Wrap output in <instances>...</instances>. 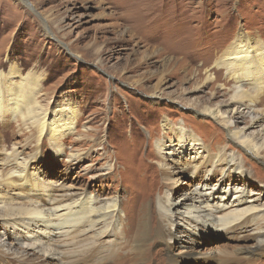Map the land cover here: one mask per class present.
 Returning <instances> with one entry per match:
<instances>
[{
  "label": "rangeland",
  "instance_id": "rangeland-1",
  "mask_svg": "<svg viewBox=\"0 0 264 264\" xmlns=\"http://www.w3.org/2000/svg\"><path fill=\"white\" fill-rule=\"evenodd\" d=\"M238 32L264 40V0H0V72L14 69L33 81L34 115L68 106L77 113L74 132L57 141L58 156L35 125L6 115L0 120V173L12 170L5 162L16 151L20 159L37 158L28 180L37 173L48 185L120 199L125 230L132 231L128 243L141 203L166 192L173 200L190 196L204 178L182 171L168 183L160 173L156 142L171 135L164 121L233 153L249 176L243 187L262 188L264 163L244 155L220 123L198 110L210 105L224 111L230 101L233 82L214 63ZM247 121L245 116L235 125L244 129ZM69 154L81 159L71 161ZM209 175L216 183L218 173ZM235 178L229 175L225 185ZM0 232L6 234L0 239L14 240L1 223ZM185 233L156 240L148 248L150 261L139 257L135 264H264L259 255L254 263L233 261L244 242L228 235ZM123 249L115 260L128 255ZM31 259L26 264H40L37 255Z\"/></svg>",
  "mask_w": 264,
  "mask_h": 264
},
{
  "label": "bare ground",
  "instance_id": "bare-ground-1",
  "mask_svg": "<svg viewBox=\"0 0 264 264\" xmlns=\"http://www.w3.org/2000/svg\"><path fill=\"white\" fill-rule=\"evenodd\" d=\"M214 65L223 68L226 79L233 82L231 98L224 111L208 105L198 108L199 113L220 123L244 155L264 163V40L238 32ZM210 79L208 76L207 81ZM33 89V81L19 78L17 70L12 69L8 74L0 72V120L6 115L20 116L26 123L35 125L38 137H46L58 156L62 151L57 148V141L74 132L76 110L59 107L34 115ZM245 116L249 117L247 127L240 129L235 122ZM163 127L171 135L156 142L157 166L161 174L169 176L167 182L182 171L190 172L188 177L202 172L204 178L190 196L184 194L173 200L166 192L141 203L138 215L133 216V236L129 243L127 238L132 231L125 230L120 199L105 200L63 185H48L34 171L33 179L28 180V168L36 156L20 159L18 152L12 151L5 162L12 170L0 173V223L4 232L12 230L14 239H0L4 264H26L34 255L40 264H135L139 257L146 260L148 248L156 240L178 239L182 232L195 235L201 229L244 242L236 248L230 246L235 248L233 261L235 258L254 263L255 255L264 256V201L261 203L264 186L247 191L243 186L249 176L242 161L223 147L214 149L211 144L205 145L202 138L184 126H171L164 121ZM69 157L74 162L81 159L79 154ZM170 162L173 164L169 165ZM209 173H218L216 183H210ZM229 175L241 178L243 183L235 178L232 184L225 185ZM239 182L242 184L238 185ZM181 199H186V203L178 202ZM172 203L176 210H171ZM248 240L253 244L245 243ZM127 247L128 257L115 260Z\"/></svg>",
  "mask_w": 264,
  "mask_h": 264
}]
</instances>
